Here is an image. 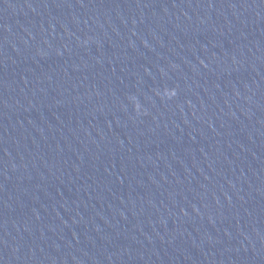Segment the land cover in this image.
Segmentation results:
<instances>
[{"label":"water","instance_id":"95a60500","mask_svg":"<svg viewBox=\"0 0 264 264\" xmlns=\"http://www.w3.org/2000/svg\"><path fill=\"white\" fill-rule=\"evenodd\" d=\"M264 83V0H0V264H219Z\"/></svg>","mask_w":264,"mask_h":264}]
</instances>
